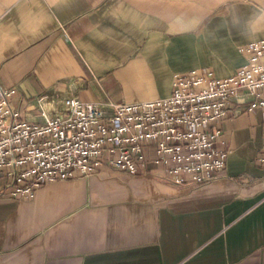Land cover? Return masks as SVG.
<instances>
[{
    "label": "crops",
    "instance_id": "0c3cea01",
    "mask_svg": "<svg viewBox=\"0 0 264 264\" xmlns=\"http://www.w3.org/2000/svg\"><path fill=\"white\" fill-rule=\"evenodd\" d=\"M261 40L264 0H0V86L41 123L67 98L132 104L195 69L230 77ZM247 102L220 124L231 154L206 185L103 167L0 198V264H264V113Z\"/></svg>",
    "mask_w": 264,
    "mask_h": 264
},
{
    "label": "built area",
    "instance_id": "2783aa9c",
    "mask_svg": "<svg viewBox=\"0 0 264 264\" xmlns=\"http://www.w3.org/2000/svg\"><path fill=\"white\" fill-rule=\"evenodd\" d=\"M240 53L246 63L230 77L195 69L174 76L169 97L132 104L67 98L62 114L43 112L41 123L21 119L15 89L0 86V198L29 201L47 185L103 167L131 176L157 167L175 187L212 182L231 154L220 124L236 99L264 113V40Z\"/></svg>",
    "mask_w": 264,
    "mask_h": 264
}]
</instances>
